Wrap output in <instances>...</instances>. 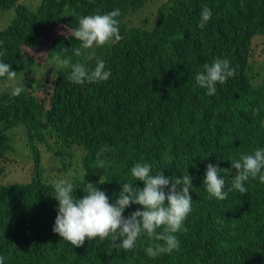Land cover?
<instances>
[{
    "label": "trees",
    "instance_id": "16d2710c",
    "mask_svg": "<svg viewBox=\"0 0 264 264\" xmlns=\"http://www.w3.org/2000/svg\"><path fill=\"white\" fill-rule=\"evenodd\" d=\"M212 17L199 27L201 11ZM13 19L0 28V62L17 72L0 77V256L4 264H264V183L231 188L227 199L210 198L203 180L209 163L231 169V161L264 149V0H0ZM119 9V35L104 46L81 49L69 36L83 17ZM50 38L39 63L37 51ZM261 50V49H260ZM71 57L88 71L103 60L105 82L69 80ZM59 58V59H58ZM216 58L236 75L207 95L195 77ZM26 86L16 97V86ZM259 110V111H257ZM105 160L96 167L97 154ZM149 163L166 177L189 174L191 212L179 249L150 258L146 235L125 252L110 239H86L82 248L53 232L58 201L54 183H91L115 204L122 184L136 181L131 169ZM264 173V169H262ZM102 180V181H101ZM102 183H101V182ZM167 192V189H166ZM141 206L125 210L128 217ZM142 210V208H141Z\"/></svg>",
    "mask_w": 264,
    "mask_h": 264
},
{
    "label": "clouds",
    "instance_id": "9594fccd",
    "mask_svg": "<svg viewBox=\"0 0 264 264\" xmlns=\"http://www.w3.org/2000/svg\"><path fill=\"white\" fill-rule=\"evenodd\" d=\"M120 15L119 9H116L103 15L81 18L78 27L69 29V36L80 42V48L75 49L74 54L80 56L81 49H91L94 45L104 46L113 39L119 41L121 36L117 17ZM211 17V9L204 7L199 27L203 29ZM60 64L63 67L71 65L69 80L78 85L105 82L111 76L103 60H98L92 71L80 63L72 64L71 57L60 60ZM235 75L236 70L227 59L216 58L211 64L204 65V70L196 75L195 80L201 88L207 90V95L212 96L217 91V84L223 85ZM5 76L9 81H14L17 72L12 70L11 65L0 62V77ZM25 87H14L11 95L19 96ZM102 154L103 150L97 154L96 160V167L100 169L106 163L100 158ZM231 169L235 170V175L230 169H221L219 162L216 165L208 164L203 186L210 198L219 201L227 199V192L224 191L226 177L221 173L228 174L227 179L231 180L228 191L235 189L244 195L248 191L245 183L250 179L259 176L260 182L264 183V149L258 148L253 154L241 155L238 160L231 161ZM151 173V164L136 163L131 169V175L136 181L143 182L144 187H134L136 184L133 183L122 184V191L115 204H111L107 194L91 183H87V187L80 186V194H84V197L78 199L70 181H56L54 198L59 206L53 232L59 235V240L69 242L74 248H82L86 239L92 241L98 237L100 241H119L117 247L128 252L134 249L141 235H146L153 242L145 249L150 258L178 250L180 242L175 233L181 231L191 212L193 178L183 174L182 178L174 179L173 176L166 177L164 171L155 175ZM133 204L141 207L125 217V210ZM4 259L0 256V264H4Z\"/></svg>",
    "mask_w": 264,
    "mask_h": 264
},
{
    "label": "rangeland",
    "instance_id": "374dc122",
    "mask_svg": "<svg viewBox=\"0 0 264 264\" xmlns=\"http://www.w3.org/2000/svg\"><path fill=\"white\" fill-rule=\"evenodd\" d=\"M20 2H23L26 5L31 4V7L34 9L38 6V4L40 3V0H20ZM4 11L5 12H4L2 20L0 22V28L3 27L4 25L7 26L9 24V22L14 17L11 10L5 9ZM57 32L65 33L66 30H63V29L54 30L53 29V30L49 31L46 34V37L43 40L42 45L39 47V49L37 51H29L28 54L32 55L37 60V62L43 63L44 58H45L44 57V51L46 50L47 46L50 44V38L52 37V35L55 36L57 34ZM257 50H258V52H256V57H257L259 62H263L264 61V50H263L262 56L260 55L262 48H258ZM0 88L3 89L4 87L0 86Z\"/></svg>",
    "mask_w": 264,
    "mask_h": 264
}]
</instances>
